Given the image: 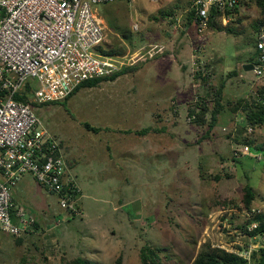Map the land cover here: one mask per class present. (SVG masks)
<instances>
[{"label": "rangeland", "instance_id": "374dc122", "mask_svg": "<svg viewBox=\"0 0 264 264\" xmlns=\"http://www.w3.org/2000/svg\"><path fill=\"white\" fill-rule=\"evenodd\" d=\"M190 5L116 0L98 6L97 16L109 19L104 49L138 71L83 88L66 106L35 108L64 145L79 191L76 211L62 209L31 175L21 177L13 189L14 210L30 213L36 225L19 237L0 230V264H63L77 257L140 264L145 244L160 250L163 264H193L205 244L232 252L264 247V237L244 231L253 214L264 213V125H248L244 111L264 78L239 66L254 53L264 17L250 3L221 20L231 33L209 27L201 34L188 29ZM155 48L163 51L150 59ZM177 64L185 69L176 70ZM199 72L206 81L195 79ZM221 86L224 110L208 134V126L190 121L187 101H206L212 110ZM245 140L252 142L248 155L241 151ZM247 185L255 194L250 209Z\"/></svg>", "mask_w": 264, "mask_h": 264}, {"label": "built area", "instance_id": "2783aa9c", "mask_svg": "<svg viewBox=\"0 0 264 264\" xmlns=\"http://www.w3.org/2000/svg\"><path fill=\"white\" fill-rule=\"evenodd\" d=\"M116 0H0V230L19 237L35 218L14 210L13 189L24 175L58 197L75 213L79 194L65 148L31 105L18 101L30 93L37 104L66 100L84 82L118 73L126 58L104 55L106 33L98 6ZM239 0H191L197 30L209 29L213 11L226 22ZM137 27L135 26V29ZM151 50L152 59L159 53ZM253 73L264 78V23L256 37ZM250 154L248 146L242 150ZM256 225H251V231ZM253 248L234 252L250 261ZM232 252V251H229Z\"/></svg>", "mask_w": 264, "mask_h": 264}, {"label": "trees", "instance_id": "16d2710c", "mask_svg": "<svg viewBox=\"0 0 264 264\" xmlns=\"http://www.w3.org/2000/svg\"><path fill=\"white\" fill-rule=\"evenodd\" d=\"M250 3L256 4L257 8L259 9V13L261 17H264V0H239V6L235 9H239V7L243 5H247ZM169 14H164V16H168ZM211 19L209 22L210 29H214L217 31H228V27L222 26L220 23L222 20V15L219 14L216 11H213L211 14ZM188 17L191 22L194 20V13L191 11L188 14ZM264 22L261 23V25ZM231 33V31H228ZM256 47V42H255ZM100 51L104 55H114V52L112 51H106L103 47L99 48ZM255 55V56H254ZM253 56H251V60L255 61L256 58V50ZM255 57V58H254ZM138 71V67H124L122 68L118 73L114 74L113 76H110L108 78H99L94 80H89L87 82H84L79 87L76 88V90L64 101L61 102H53L49 104H37L32 102L30 99V93H26L24 95H18L16 99L18 101H22L24 103H27L31 105L32 107L36 108L38 106H48V105H55L59 104L62 106H66V101H68L72 96H74L77 92H79L83 88H94L100 85L101 83L105 81H115L119 77ZM234 75L236 72H233ZM206 78L208 76H203L201 72L196 74L195 79H201L202 81H206ZM206 83V82H205ZM223 86L219 90L216 91L215 94V103L214 108L211 110L208 107V104L206 101H199L194 105H190L188 107V116L190 118V121L192 124L203 127L208 126L207 133L210 134L213 129L216 127L219 116L221 115L222 111L224 110L223 106ZM258 96L256 100L253 102V104H246L244 107V111L246 112L245 117L248 125H251L253 127H259L264 125V88H260L258 91ZM235 111V110H234ZM210 113V115H209ZM208 116H210V120H208ZM85 127L95 133H98L100 130L98 128L92 127L89 124H85ZM151 130V128L143 129L140 134L144 135V133H148ZM62 146L63 143H61ZM248 144H252L250 140H245V145L248 146ZM255 150V148H253ZM260 149H256V152ZM69 165V164H68ZM245 206L246 208L250 209L251 204L254 201L255 194L253 191V188L249 185L246 186L245 190ZM36 223L34 224V226ZM247 225H256L254 229L251 231L246 227L244 228L245 233H247L248 236L252 238L257 237H264V213H255L252 215V218L248 221ZM139 259L140 264H163L162 258L160 255V250L157 247H153L150 244H145L139 253ZM63 264H94L92 261L85 259L83 257H77L73 260L66 261ZM193 264H264V247L259 248L258 250H253L251 253V259L250 261L244 259L237 253L229 252L220 248H214L210 244L203 245L199 255L197 256L196 260Z\"/></svg>", "mask_w": 264, "mask_h": 264}, {"label": "crops", "instance_id": "0c3cea01", "mask_svg": "<svg viewBox=\"0 0 264 264\" xmlns=\"http://www.w3.org/2000/svg\"><path fill=\"white\" fill-rule=\"evenodd\" d=\"M190 2H191V0H190ZM190 7H191V5H190ZM241 8H243V6H241ZM189 11L191 12V9L189 8L188 10H187V26L188 27H190V28H188L189 30L191 29V27L193 28V27H197L196 26V22H195V20H193V22H191L190 21V19H189V17H188V14H189ZM254 14L258 17L259 15H260V13H259V11H255L254 12ZM103 22H109L108 20V18H106V19H101ZM231 20V19H230ZM228 22V21H227ZM190 23V24H189ZM189 24V25H188ZM193 30H194V28H193ZM258 33V32H257ZM257 35V34H256ZM192 37V35L190 34V33H187V74L190 72V69L191 68H189V65H188V63H190L189 61H188V59H189V57H190V54H191V52H192V46L190 45L191 44V38ZM257 37V36H256ZM196 38H198V37H196ZM256 42V41H255ZM254 53H255V47H254ZM254 53L252 54V56L254 55ZM255 56V55H254ZM191 57H192V55H191ZM250 58H251V56H250ZM248 59L247 61H245V62H242L239 66L240 67H242V69H243V66L244 65H251V64H253V62L254 61H252L251 59ZM255 58V57H254ZM177 67L179 68V67H181V70L182 69H185L184 68V66L182 65V64H177V66H176V70H177ZM178 72V74H180L179 73V70L177 71ZM244 73L245 74H247V75H249V74H253V71H245L244 70ZM177 74V75H178ZM179 78V77H178ZM117 80V79H116ZM178 81V80H177ZM176 81V82H177ZM190 82H188L187 81V98H188V93L191 91V89H190V84H189ZM181 83L179 82L178 83V86L180 85ZM192 87H196V85H193ZM188 107H189V102L187 101V111H188ZM154 112H152V114H153ZM137 114V113H136ZM138 116L137 117H140V116H142V114L139 112L138 114H137ZM155 115H156V113H155ZM157 116H158V114H157ZM159 116H161V115H159ZM154 117V116H153ZM153 117H151V118H153ZM142 122H143V120H142ZM152 125H154V123L153 124H150V125H148V126H146V127H150V126H152ZM194 126V125H193ZM145 127V128H146ZM155 127H153V129H154ZM155 129H157V128H155ZM160 129H162V128H160Z\"/></svg>", "mask_w": 264, "mask_h": 264}, {"label": "water", "instance_id": "95a60500", "mask_svg": "<svg viewBox=\"0 0 264 264\" xmlns=\"http://www.w3.org/2000/svg\"><path fill=\"white\" fill-rule=\"evenodd\" d=\"M243 70L245 71H253V65H244L243 66Z\"/></svg>", "mask_w": 264, "mask_h": 264}]
</instances>
